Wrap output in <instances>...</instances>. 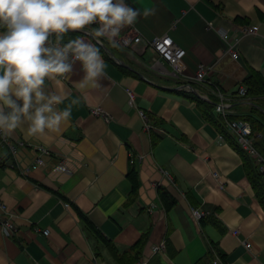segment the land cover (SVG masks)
<instances>
[{"label": "crops", "instance_id": "crops-1", "mask_svg": "<svg viewBox=\"0 0 264 264\" xmlns=\"http://www.w3.org/2000/svg\"><path fill=\"white\" fill-rule=\"evenodd\" d=\"M127 3L138 10L136 28L146 40L170 34L187 56L176 67L163 60L154 66L155 52L144 43L99 47L104 75L95 87L78 89L73 82L84 73L79 61L73 64L67 97L56 106L69 107L71 117L57 130L32 137L25 125L0 134V201L19 228L15 236L0 228V264H135L144 257L148 264H214L216 255L225 264H264V207L244 154L230 139H219L221 129L194 97L218 101L219 86L234 116L252 112L255 100L238 94L245 79L217 68L229 54L219 30L259 27L257 35L240 40L236 59L248 75L264 77V0ZM210 22L215 29L208 28ZM198 64L214 69L206 83L194 79ZM99 106L109 121L92 113ZM3 136L16 153L1 145ZM257 141H264L262 133ZM34 145L50 150L46 165L32 167ZM194 206L206 212L202 221L192 217ZM84 218L111 245L89 231ZM162 242L165 250L155 253L154 245Z\"/></svg>", "mask_w": 264, "mask_h": 264}, {"label": "clouds", "instance_id": "clouds-1", "mask_svg": "<svg viewBox=\"0 0 264 264\" xmlns=\"http://www.w3.org/2000/svg\"><path fill=\"white\" fill-rule=\"evenodd\" d=\"M138 15L127 0H0V134L25 125L32 137L57 130L71 117L69 107L56 106L67 97L73 64L79 61L84 73L73 82L78 89L95 87L105 72L100 48L84 37L119 46L122 30ZM81 29L85 35L65 41Z\"/></svg>", "mask_w": 264, "mask_h": 264}, {"label": "built area", "instance_id": "built-area-1", "mask_svg": "<svg viewBox=\"0 0 264 264\" xmlns=\"http://www.w3.org/2000/svg\"><path fill=\"white\" fill-rule=\"evenodd\" d=\"M97 26L98 25L96 24L91 25V27H97ZM208 28L215 29L214 24L210 22L208 24ZM258 31H259L258 26L243 24L238 26L236 25L235 29L219 30V33L221 34L222 38L228 42L229 45L228 52L231 53L234 56V58H237L239 55L238 43L240 42V40L246 35H257ZM70 32H74L76 36L85 35L84 29L71 30ZM84 38L89 39L93 43H96L97 47H105L107 46V44H110L106 40V38H100L99 42L92 40L90 36H86ZM231 39L232 42H230ZM118 42H119V46L116 47H119L121 49H127L132 46H136L138 44L144 43L146 46L150 47L155 52V56L153 58L154 66L158 65L161 62V60H163L169 63L171 66L176 67L181 62H184V59L187 56V50L179 46L170 34H164L162 36H157L154 39L146 40L142 36V34L137 30L136 23L122 30L121 36L118 38ZM174 72L178 74L177 71ZM212 72H214L213 67L206 66L205 64H198L197 72L196 75L194 76V79L199 83H206L208 82L207 75ZM215 87L219 92L220 100H218L214 105V112L217 115H221L225 118L226 128L229 131V133L236 139L238 144L253 159L254 164L258 168V170L261 173H264V156L259 152V150L256 147V141L260 137L261 133L255 132L248 121L241 118H231L230 116L233 115L231 103H229L227 97L224 96L219 86H215ZM238 94L240 96H246L247 88L245 85L239 88ZM134 101H135V94L131 91L129 103L131 105H134ZM92 113L96 116L103 117L106 121H109V119L111 118V116H109L100 106L93 108ZM141 114L145 116L143 111H141ZM145 117L147 118V116ZM151 128H152V123L149 121L148 123H146V129L150 130ZM219 139L221 141L227 140L224 133L222 132L219 134ZM19 144L21 146H25L26 142L21 141L19 142ZM1 145L6 147L9 146L14 153L17 152V147H15L9 141L7 136H3ZM33 148L36 150V159L34 160L32 167L37 168L46 165L47 157L50 156V150L43 145H39V146L34 145ZM130 161L132 164L135 163V157H131ZM59 166L62 167L60 164ZM24 170L29 172V167H26ZM215 176L216 177L219 176V173L215 172ZM65 205L69 207L70 203L67 202ZM5 209H6L5 205L0 201V210H2L0 216V228L6 236H15L18 234L19 228L15 223L14 219L12 218V216L6 217L4 212ZM191 214L196 221H201L205 217L206 212L200 208L193 207L191 210ZM238 232L239 231L235 230V233ZM43 233L49 235L50 231L48 229H45L43 230ZM245 246L248 249H251L252 244L250 242H245ZM153 249L155 253L165 250V242L154 245ZM148 262H149V258L144 257L135 264H148ZM213 263L225 264L221 261L218 255L215 256Z\"/></svg>", "mask_w": 264, "mask_h": 264}, {"label": "trees", "instance_id": "trees-1", "mask_svg": "<svg viewBox=\"0 0 264 264\" xmlns=\"http://www.w3.org/2000/svg\"><path fill=\"white\" fill-rule=\"evenodd\" d=\"M74 34V38H76V34ZM243 85L247 88L246 97H250L255 100L256 104L252 108V112L249 115L242 116H230L231 118H241L248 121L253 130L255 132H261L264 135V77L257 72H252L249 74L245 80L243 81ZM197 99L199 106L206 118L214 123L218 128L221 129L222 133H224L226 139H230L232 143L237 147V149L244 154L246 159V165L249 170V174L254 182V186L256 188L257 196L264 207V173H261L258 168L255 166L253 159L249 156V154L238 144L236 139L227 131L226 129V120L221 115H216L214 112V105L216 104V100L210 99L206 100L198 95H194ZM256 147L259 152L264 156V141H256ZM131 179L136 181V170L133 166L130 172ZM164 198H169V193H162ZM174 202H171L168 206H172ZM195 207V206H194ZM202 221V220H201ZM85 226L89 231H92L96 234L99 240L107 245H111L110 242L101 234V232L97 229L96 225L89 219L84 218ZM139 243L133 247L135 259H139L138 256L140 254L139 251ZM118 255V251H116V257ZM132 261H127L125 264H131Z\"/></svg>", "mask_w": 264, "mask_h": 264}, {"label": "water", "instance_id": "water-1", "mask_svg": "<svg viewBox=\"0 0 264 264\" xmlns=\"http://www.w3.org/2000/svg\"><path fill=\"white\" fill-rule=\"evenodd\" d=\"M106 48L109 49L107 46H105V49ZM217 68L225 71L226 73L236 77L241 81H243L248 75L247 70H245L239 60L234 58V56L230 53L227 54L226 58L222 60V62L217 66Z\"/></svg>", "mask_w": 264, "mask_h": 264}]
</instances>
